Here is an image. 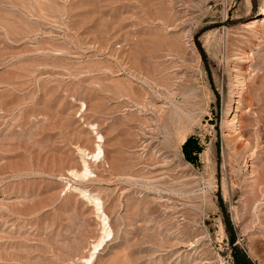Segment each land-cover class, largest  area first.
<instances>
[{
	"label": "rangeland",
	"instance_id": "obj_1",
	"mask_svg": "<svg viewBox=\"0 0 264 264\" xmlns=\"http://www.w3.org/2000/svg\"><path fill=\"white\" fill-rule=\"evenodd\" d=\"M263 8L0 0V264H264Z\"/></svg>",
	"mask_w": 264,
	"mask_h": 264
},
{
	"label": "trees",
	"instance_id": "obj_2",
	"mask_svg": "<svg viewBox=\"0 0 264 264\" xmlns=\"http://www.w3.org/2000/svg\"><path fill=\"white\" fill-rule=\"evenodd\" d=\"M182 152L188 162L194 163L197 159V155L200 153V147L192 138H188L182 145ZM230 242H232V240ZM233 258L235 264H249L248 260L245 258L241 261L238 260L235 255Z\"/></svg>",
	"mask_w": 264,
	"mask_h": 264
},
{
	"label": "bare ground",
	"instance_id": "obj_3",
	"mask_svg": "<svg viewBox=\"0 0 264 264\" xmlns=\"http://www.w3.org/2000/svg\"><path fill=\"white\" fill-rule=\"evenodd\" d=\"M263 10H264V8H263ZM262 15H263V14H261V16H262ZM231 120H234V116L232 117ZM232 123H235V121H232ZM231 125H232V124H231ZM231 128H232V127H231ZM235 129H236V128H235ZM238 133H239V132H238ZM97 155H98V154H96L94 157H97ZM85 168H86V167H85ZM97 202H98V201H97ZM94 205H95V204H94ZM94 207H95V206H94ZM96 207H97V205H96ZM98 207L100 208V205H99ZM99 208H97L98 211H100ZM100 212H101V211H100ZM100 212H99V213H100ZM102 212H103V211H102ZM98 215H99V214H98ZM104 215H105V214H104ZM106 219H107V217H106ZM106 219H105V217L101 214V217H100V220H101V221H100V222L102 223V229H103V231H102L103 236H101L102 239L108 237L109 234H110V233L108 232V230H107L108 227L106 228V226H108L107 223H106ZM102 229H101V230H102ZM108 229H109V228H108ZM109 231H110V230H109ZM102 243H103V242H102ZM97 246H98V245H97ZM97 246H95L94 249H96Z\"/></svg>",
	"mask_w": 264,
	"mask_h": 264
}]
</instances>
